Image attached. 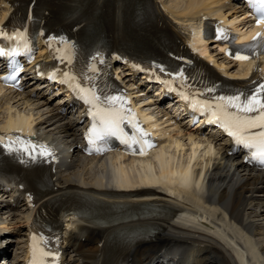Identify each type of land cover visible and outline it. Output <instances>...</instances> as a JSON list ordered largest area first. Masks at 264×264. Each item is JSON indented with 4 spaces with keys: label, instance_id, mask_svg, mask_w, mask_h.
I'll list each match as a JSON object with an SVG mask.
<instances>
[{
    "label": "bare ground",
    "instance_id": "obj_1",
    "mask_svg": "<svg viewBox=\"0 0 264 264\" xmlns=\"http://www.w3.org/2000/svg\"><path fill=\"white\" fill-rule=\"evenodd\" d=\"M212 1L164 3L175 17L197 19L208 13L205 7ZM4 18L2 15L0 22ZM4 110L8 116L17 117L19 126L25 124L24 112H13L7 106ZM64 119L60 117L52 125L60 123V129L68 131L65 141H73L78 120L73 115L70 122L63 123ZM176 135H169L148 160H130L121 165V158L116 156L83 158V169H60L58 191L42 199L70 195L81 203L82 216H77L79 221L67 237L70 264H108L106 248L116 233L131 239L153 230L156 233L152 240L134 249L132 264L160 259L171 264H264V176L243 169L222 150L218 149L214 157L210 145L205 147L192 136L186 145ZM140 186H155V190L148 194H118L112 190ZM121 206L129 208L118 211L123 215L116 214ZM144 209L162 214L142 218ZM7 215L5 221L12 224L14 218ZM199 216L212 226L202 224ZM25 228L26 222L18 226L20 238H25ZM165 245L171 248L162 252Z\"/></svg>",
    "mask_w": 264,
    "mask_h": 264
},
{
    "label": "snow or ice",
    "instance_id": "obj_2",
    "mask_svg": "<svg viewBox=\"0 0 264 264\" xmlns=\"http://www.w3.org/2000/svg\"><path fill=\"white\" fill-rule=\"evenodd\" d=\"M251 5L256 17L255 27H264V0H247ZM31 19V10H29ZM0 38L12 42V46L0 47V57H7L9 61L10 75L6 80H15L17 74L23 69L15 63V57L22 52H30L29 37L25 31L14 30L9 32L0 29ZM217 39H228L226 29H217ZM53 42L63 44V48H57L59 59L71 65L74 58V46L63 37L57 39L53 36L49 40V46ZM235 44V38H232ZM227 55L240 63H247L264 56V31H257L251 35V42L243 47L227 51ZM161 72L165 69L155 65ZM90 71L95 73L97 69L91 67ZM257 73H264V68L257 67ZM172 75V74H170ZM57 79L54 72L50 77ZM79 77L71 71L64 73L60 83L69 84L78 99L88 105V116L91 118V126L88 129L85 139L89 145L88 153L103 154L110 151L108 142L110 138H116L130 155L146 156L148 151L155 147L147 133L138 123L131 109L126 105L130 103L123 95H102L95 84L86 86L81 84ZM86 79L90 80L91 77ZM173 79L183 81L185 79L183 70L174 74ZM256 86L250 92H236L233 95L218 96L213 101L202 100L199 97L203 93L193 92L191 96L181 93L185 100H188L193 109H200L203 114L209 116V121L218 124L236 146L247 150V162H255L264 167V77L260 81H252ZM207 92L215 89L209 87ZM131 129V134L126 131ZM0 147L8 154L14 155L21 162L47 161L49 157L54 158L52 149L46 144L32 139V134L25 135L22 130H17L14 135L0 134ZM48 241L43 235L33 234L31 240L32 259L29 264H59V254L48 249Z\"/></svg>",
    "mask_w": 264,
    "mask_h": 264
},
{
    "label": "rangeland",
    "instance_id": "obj_3",
    "mask_svg": "<svg viewBox=\"0 0 264 264\" xmlns=\"http://www.w3.org/2000/svg\"><path fill=\"white\" fill-rule=\"evenodd\" d=\"M36 103V102H35ZM17 109H19V108H17ZM23 112V111H22ZM186 141L185 140H183V143H185Z\"/></svg>",
    "mask_w": 264,
    "mask_h": 264
}]
</instances>
